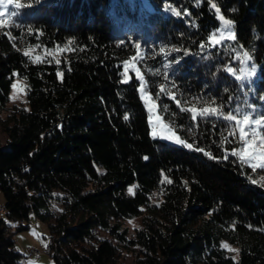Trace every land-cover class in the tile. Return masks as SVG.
Wrapping results in <instances>:
<instances>
[{"label": "trees", "instance_id": "1", "mask_svg": "<svg viewBox=\"0 0 264 264\" xmlns=\"http://www.w3.org/2000/svg\"><path fill=\"white\" fill-rule=\"evenodd\" d=\"M19 2L31 6H5L0 27V110L14 76L27 106L0 115V264H22L13 234L29 212L46 221L52 264H121L133 244L145 256L132 264H264V169L224 159L240 143L232 123L193 122L179 110L264 115V0ZM212 3L236 37L215 47ZM233 47L247 51L254 75L237 80L226 71L236 63ZM126 59L160 117L193 149L149 133L137 74L129 68L121 82ZM160 84L179 107L157 99ZM139 213L129 237L121 219ZM221 241L235 246L234 257Z\"/></svg>", "mask_w": 264, "mask_h": 264}, {"label": "snow or ice", "instance_id": "2", "mask_svg": "<svg viewBox=\"0 0 264 264\" xmlns=\"http://www.w3.org/2000/svg\"><path fill=\"white\" fill-rule=\"evenodd\" d=\"M199 2V0H198ZM8 5H13L15 7L16 10H20L24 7H28L31 6V4H22L19 2V0H0V27H3L6 23V21L3 19V17L5 16V12L2 10L5 6ZM211 8L215 9L216 13H220V8L217 7V5L215 3L211 4ZM172 12L179 16L180 13L176 10V9H172ZM16 12L12 11L10 13V17H15ZM219 20L223 22V25L228 28L229 30L231 29V26L233 24V21L230 19H225L224 16H219ZM31 32V30H29ZM236 37L235 35H229L228 37H224L223 33H221V36L218 38L215 34L208 36V41L211 43V45L213 47L215 46H220L222 44V42H224L225 40H235ZM135 47L137 49L140 48L139 44H136ZM200 47L203 49L204 45H200ZM164 49L161 48L160 52L164 53ZM171 51L173 52H178L180 51V49L178 48H173L171 49ZM187 51H185V55H187ZM25 56H28L29 53L25 52L24 53ZM245 55L247 56V53H245ZM238 58V57H237ZM249 60H251V57H248ZM34 63H41L42 62V58L40 56H36L34 58ZM55 63L57 65H60L61 61L59 59L55 60ZM169 65L166 64L165 67L167 68ZM129 70V63L128 61L124 62V72L122 73V75L124 76V79L121 81L122 83H128V77H127V72ZM226 71L230 74H232L233 76H235V72L233 70L232 67H228L226 69ZM255 66L252 67L251 72L248 74L249 76L254 75L255 74ZM157 75H159V69H157ZM57 76L62 77L63 73L61 71H57L56 73ZM237 80H240L241 77L236 76L235 77ZM165 79H167V74H165ZM137 80L139 81V92H140V98L141 100H143L145 107L147 108V111L149 113L148 116V121L150 124H152V135L153 137H158L161 136L162 138H165L169 141H174L178 144H181L185 147H187L188 149H193V144L190 143H186V141L180 139V137L176 136L175 133L172 132V130L170 128H168L167 125H165L162 121L160 116H156L155 117V121L159 124V127L161 129L160 132L157 131V123H153V116L152 113H154L157 109V104H156V100L153 99L152 97L148 96V94L145 91V83H144V76L141 75H137ZM11 87L15 90L17 89L18 85L16 83H13L11 85ZM161 95H167L169 97V99H172L175 104L177 105V107L180 106V100L176 98L175 94L167 92V90L165 89V85L164 84H160L159 85V92L157 95V99L159 98V96ZM163 110H167L168 109V105H163L162 106ZM179 110L181 112H188L191 114V119L193 122H196L198 117L201 119H208L209 117H215L216 119H223L227 122H229V124L233 123L235 124V127L238 129L239 131V142L241 143V147L239 148H233L231 150L230 153H225L224 155V159L227 160L228 156L231 155L233 157H237L238 161L241 165H248L252 168L253 171H255L256 169H264V115H260L258 118H252L250 116V114H243L242 118H238L236 115H233L231 111L228 112V114L225 116L223 115L222 112H219L218 109L216 108H212L209 109L207 107L199 110V112L197 111V108L195 106L191 107V108H182L180 107ZM124 120H128L129 116L128 115H124L123 116ZM213 127H215V125H213ZM259 129V130H258ZM167 131L169 133H171L170 135H163L164 131ZM251 130V131H249ZM252 137L251 139L249 137ZM196 151H200V152H204L203 148H196ZM206 155H210V153H205ZM145 159H148L147 157H145ZM262 179H264V177H262ZM165 181L168 184H171L172 181L168 180L167 177H165ZM253 183H256V181H252ZM135 187V185L133 187H130L128 189V192L130 194H133V188ZM35 235V233H33ZM222 248L225 249H229V245L227 243H222L221 244ZM234 251H238V250H234Z\"/></svg>", "mask_w": 264, "mask_h": 264}, {"label": "rangeland", "instance_id": "3", "mask_svg": "<svg viewBox=\"0 0 264 264\" xmlns=\"http://www.w3.org/2000/svg\"><path fill=\"white\" fill-rule=\"evenodd\" d=\"M5 7L2 9L4 11ZM221 13H216L217 17V23L215 27L210 31L209 35L215 34L218 38L221 36V33H223L224 37H228L229 35H233V27L231 26V29L229 30L223 25V22L219 20V16H221ZM223 16V15H222ZM225 18V17H224ZM227 19V18H225ZM30 51V49H27ZM233 57L236 58L235 66L233 64H229L230 67L233 68L235 72V76L246 77L251 72L252 67L255 66V64L248 59L245 53L247 51L244 48H237L233 47L232 50ZM238 57V58H237ZM125 61H128L129 68L132 69L136 74L137 70L135 68V64L132 60L126 59ZM124 61V62H125ZM124 62H123V69H124ZM124 71V70H123ZM129 75V72H127V77ZM138 75V74H137ZM124 78V76H123ZM13 83H16L18 85L17 89H13L11 85ZM139 89V84H138ZM144 103V102H143ZM145 106V105H144ZM26 102H25V84L23 79L14 76L10 83V88L8 92V98L6 102L4 103L2 109L0 110V115L3 116L6 112H8L11 109H17V108H25ZM146 108V107H145ZM147 111V108H146ZM243 109H240V114L238 118H242L243 116ZM149 113L147 111V121H148ZM153 116V123H157L155 121L156 116H160L157 110L152 113ZM161 118V117H160ZM161 121L165 123V121L161 118ZM149 133L152 135V124L149 123ZM168 126V125H167ZM234 132L236 133V137L239 138V131L235 127L234 122L232 123ZM172 130L170 126H168ZM259 130V129H258ZM157 131L160 132L161 129L159 127V124L157 123ZM251 131V130H249ZM174 133V131L172 130ZM171 133L164 131L163 135H170ZM176 135V134H175ZM177 136V135H176ZM4 138L3 133L0 131V141H2ZM252 138L251 136L249 137ZM181 139V138H180ZM183 140V139H182ZM185 141V140H184ZM174 142V141H173ZM187 143V142H186ZM241 143L238 144L236 148L241 147ZM130 186L127 187L129 189ZM1 203H2V194L0 192V211L1 210ZM54 205V203H53ZM143 213H139L130 217H125L121 219V224L125 227L126 235L129 237H134L136 235L137 229L141 225V218ZM27 222V226L25 228L16 230L13 234L14 237V245L18 249V251L22 254V264H52V261L50 257L47 255V253L44 251L45 242H46V233H47V225L46 221L42 220L38 217H35L32 212H29L27 219L25 220ZM35 233V235L33 234ZM222 243H227L226 241H221ZM230 247L229 249H225L226 253L231 254V256L236 255V248L234 245L227 243ZM31 247L36 249L35 253H29L27 252V248ZM131 249L129 251H123L119 254V260L121 264H132V260L134 257L142 258L145 256L144 252L136 245L133 244L130 246Z\"/></svg>", "mask_w": 264, "mask_h": 264}, {"label": "built area", "instance_id": "4", "mask_svg": "<svg viewBox=\"0 0 264 264\" xmlns=\"http://www.w3.org/2000/svg\"><path fill=\"white\" fill-rule=\"evenodd\" d=\"M35 251H36V249H33L31 247L27 248V252H29V253H35Z\"/></svg>", "mask_w": 264, "mask_h": 264}, {"label": "bare ground", "instance_id": "5", "mask_svg": "<svg viewBox=\"0 0 264 264\" xmlns=\"http://www.w3.org/2000/svg\"><path fill=\"white\" fill-rule=\"evenodd\" d=\"M1 210L3 211V207L1 206ZM34 249V248H33Z\"/></svg>", "mask_w": 264, "mask_h": 264}, {"label": "water", "instance_id": "6", "mask_svg": "<svg viewBox=\"0 0 264 264\" xmlns=\"http://www.w3.org/2000/svg\"><path fill=\"white\" fill-rule=\"evenodd\" d=\"M228 113H226V115H227Z\"/></svg>", "mask_w": 264, "mask_h": 264}]
</instances>
